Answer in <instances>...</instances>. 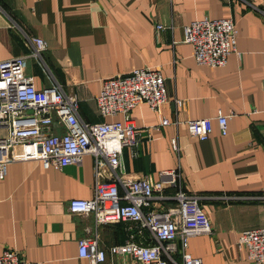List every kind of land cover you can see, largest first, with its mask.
Returning a JSON list of instances; mask_svg holds the SVG:
<instances>
[{"label": "crops", "instance_id": "0c3cea01", "mask_svg": "<svg viewBox=\"0 0 264 264\" xmlns=\"http://www.w3.org/2000/svg\"><path fill=\"white\" fill-rule=\"evenodd\" d=\"M229 17L238 29L236 50L224 66L198 63L185 27ZM25 34L47 42L46 69L27 59L36 87L54 77L77 95L86 122L123 120V114L103 117L97 96L105 79L144 67L162 71L168 101L161 115L172 122L230 116L227 134L214 119L201 141L184 125L159 126L161 115L141 103L131 111L139 144L125 147L122 160L134 178L162 180V172L178 170L183 189L201 197L212 233L190 236L193 256L204 264H255L237 241L264 225V0H0V62L29 53ZM110 178L108 164L98 174L91 154L62 168L10 163L0 178V253L17 250L28 264H90L79 257L81 237L96 231L103 249L124 243L126 223L96 224L93 215L69 211L72 199L92 198L97 181ZM166 202L172 201L153 206ZM111 260L119 258L108 254Z\"/></svg>", "mask_w": 264, "mask_h": 264}, {"label": "built area", "instance_id": "2783aa9c", "mask_svg": "<svg viewBox=\"0 0 264 264\" xmlns=\"http://www.w3.org/2000/svg\"><path fill=\"white\" fill-rule=\"evenodd\" d=\"M184 32V41L193 45L194 58L200 64L224 66L236 50L238 29L231 17L196 20ZM25 37L29 53L0 62V178L12 162L38 160L46 168H62L79 164L83 155L91 154L97 173L108 164L111 178L97 181L92 198L72 199L69 211L93 215L96 224L122 221L127 225V239L103 249L99 234L93 231L79 239L80 258L90 264H204L188 251L189 238L212 233L211 221L200 204L201 197L183 189L179 171H164L163 179L156 180L150 174L129 177L124 170V148L135 149L139 144L131 111L147 103L161 115L168 101L162 71L144 67L105 79L97 96L100 113L103 117L123 114L124 119L90 123L79 116L77 95L68 93L54 77L49 76L50 86L36 87L34 76L26 69L27 59L34 58L46 69L42 53L47 42L39 36ZM175 102L182 105L181 99ZM229 117L220 113L214 118L172 122L161 115L159 126L184 125L192 136L205 141L213 132L214 119L221 133L227 134ZM61 127L63 131H56ZM173 149L180 151L176 139ZM157 192L163 194L157 196ZM157 199L172 202L155 208ZM237 247L246 250L255 264H264V225L243 231ZM108 254L119 260L108 261ZM0 264L28 262L19 251L7 249L0 253Z\"/></svg>", "mask_w": 264, "mask_h": 264}]
</instances>
